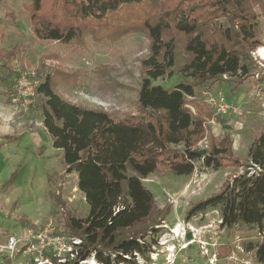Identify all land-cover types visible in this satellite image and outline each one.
<instances>
[{"label": "trees", "instance_id": "obj_1", "mask_svg": "<svg viewBox=\"0 0 264 264\" xmlns=\"http://www.w3.org/2000/svg\"><path fill=\"white\" fill-rule=\"evenodd\" d=\"M24 9L39 41L82 45L89 37L116 42L131 33L149 39L137 113L68 101L56 90L61 73L39 80L31 106L41 113L53 146L63 152L66 172L77 174L89 206L88 216L77 218L65 209L61 195L54 196L52 215L63 226L58 233L82 242L74 259L59 263L53 258V264H79L93 255L98 264H138L135 252L147 254L173 208L171 202L160 207L144 179L166 172L189 176L199 161L216 170L244 164L231 134L219 139L211 133L209 108L187 99L226 76L237 80L235 87L251 76L254 53L264 47L259 29L264 0H29ZM16 59V49L0 51V69L8 71L0 81L10 89L20 74L10 67ZM175 75L181 80L171 90L154 84ZM204 140L207 148L200 149ZM249 159L250 169L193 203L185 220L220 208L223 227L257 226L263 239L256 256L264 264V132L252 143ZM230 252L222 245L217 257Z\"/></svg>", "mask_w": 264, "mask_h": 264}, {"label": "rangeland", "instance_id": "obj_2", "mask_svg": "<svg viewBox=\"0 0 264 264\" xmlns=\"http://www.w3.org/2000/svg\"><path fill=\"white\" fill-rule=\"evenodd\" d=\"M28 3L29 0H0V51H17V59L10 67L20 73L28 72L38 80L46 73H61L65 80L59 82L56 90L74 104L137 113L142 60L150 52L148 37L131 33L116 42L100 43L89 37L82 45L39 41L24 9ZM259 29L264 40V15L260 16ZM260 49L254 55L256 67L242 85L235 87L237 80L226 76L197 88L195 96L187 99L191 105L209 108L211 133L219 139L231 134L235 155L244 164L216 170L199 161L189 176L153 173L143 180L160 207L167 202L173 204L162 235L169 234L176 225L181 231L183 225L186 227L190 243L177 252L176 264H261L256 250L263 237L257 226L238 223L231 229L223 227L220 208L185 220L193 203L218 193L226 181L251 165L249 149L264 132V65L257 61L264 64V53ZM7 75V70L0 69V77ZM180 80L178 75L168 76L155 80L154 84L171 90ZM7 91L0 81V100L11 108L6 124L15 131L14 140L0 146V235L21 237L27 228H44L50 223L63 228L52 215L55 195H61L65 209L75 217L86 218L89 206L79 190L78 176L66 172L63 152L53 146L41 113L32 107L14 105ZM220 103L227 104L226 112L221 111ZM199 148L206 149L207 140ZM222 245L230 246L231 252L219 259L217 252ZM0 264L12 263L0 256ZM18 264L28 261L20 257Z\"/></svg>", "mask_w": 264, "mask_h": 264}, {"label": "built area", "instance_id": "obj_3", "mask_svg": "<svg viewBox=\"0 0 264 264\" xmlns=\"http://www.w3.org/2000/svg\"><path fill=\"white\" fill-rule=\"evenodd\" d=\"M257 61L264 65L259 59ZM39 84L40 81L32 78L30 73L21 72L15 78L14 85L10 90L11 102L25 108L31 107L37 96ZM219 107L222 112H226L228 109L225 103H220ZM257 169L259 168L257 167ZM164 224L165 222L161 225L162 229L167 226ZM176 227L177 225L170 229L167 235H162V230V233L155 236L146 255L135 252L137 263L176 264L177 252L185 250L190 243L185 225L182 227L183 231L179 232ZM81 242L80 239L58 233L57 226L50 223L41 229L27 228L21 237L12 234L0 235V256L12 264L16 262L18 264L20 257L23 260L27 259L28 264L30 262L32 264H53V258L57 259L59 263H67L76 257ZM79 264H98V262L93 255L80 261Z\"/></svg>", "mask_w": 264, "mask_h": 264}, {"label": "crops", "instance_id": "obj_4", "mask_svg": "<svg viewBox=\"0 0 264 264\" xmlns=\"http://www.w3.org/2000/svg\"><path fill=\"white\" fill-rule=\"evenodd\" d=\"M10 90L11 89L8 88L7 93L10 94ZM8 98H10V95H8ZM4 106H5L4 100H0V146L2 144H8L7 142L8 137H12L13 139L15 138V131H13L14 129L10 126H7L6 124V119H8V117L11 114V108L9 106H5L4 108ZM27 134H31V132H28Z\"/></svg>", "mask_w": 264, "mask_h": 264}, {"label": "bare ground", "instance_id": "obj_5", "mask_svg": "<svg viewBox=\"0 0 264 264\" xmlns=\"http://www.w3.org/2000/svg\"><path fill=\"white\" fill-rule=\"evenodd\" d=\"M261 52H262V54L264 53V50L261 48ZM177 229V231L179 232V231H181V229H180V227L178 226V227H176ZM188 247V246H187Z\"/></svg>", "mask_w": 264, "mask_h": 264}, {"label": "water", "instance_id": "obj_6", "mask_svg": "<svg viewBox=\"0 0 264 264\" xmlns=\"http://www.w3.org/2000/svg\"><path fill=\"white\" fill-rule=\"evenodd\" d=\"M204 153H205V151H202V152H201V154H204Z\"/></svg>", "mask_w": 264, "mask_h": 264}]
</instances>
